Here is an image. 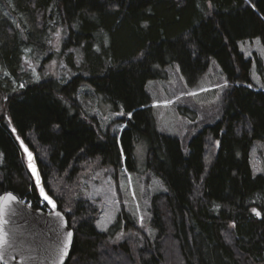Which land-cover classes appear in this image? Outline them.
<instances>
[{
	"label": "trees",
	"instance_id": "1",
	"mask_svg": "<svg viewBox=\"0 0 264 264\" xmlns=\"http://www.w3.org/2000/svg\"><path fill=\"white\" fill-rule=\"evenodd\" d=\"M59 28L76 74L65 84L31 81L25 50L45 53ZM257 39L264 47V0H0V196L49 207H41L21 139L75 231L67 264H264V175L250 161L255 141H264V88L252 77L255 61L264 62L240 49ZM79 48L81 66L69 53ZM213 58L228 79L222 118L192 135L186 154L182 140L158 132L147 86L163 77L157 66L174 63L197 83ZM83 85L123 105L120 136L84 111ZM138 139L148 141V169L167 192L154 199L155 241L136 249L129 239L110 243L83 202L67 212L53 175L73 183L83 163L119 170L123 158L133 171Z\"/></svg>",
	"mask_w": 264,
	"mask_h": 264
},
{
	"label": "rangeland",
	"instance_id": "2",
	"mask_svg": "<svg viewBox=\"0 0 264 264\" xmlns=\"http://www.w3.org/2000/svg\"><path fill=\"white\" fill-rule=\"evenodd\" d=\"M64 38V30L59 28L51 35L45 53L35 47L25 50L23 72L31 77V81L53 78L65 84L76 74L68 66L67 54L62 53ZM240 49L247 59L257 55L264 62L260 39L241 42ZM69 53L75 55L77 66H81L82 49H72ZM156 68L163 77L149 81L147 91L152 98L157 130L182 140L184 152L188 154L192 135L221 120L227 76L215 58L197 83H191L177 63L167 69ZM6 75L8 73L4 72L3 76ZM252 77L257 88H264V63L262 66L255 61ZM77 99L89 117L99 120L104 132L120 136L125 128L123 122L128 117L121 103L116 105L89 85L80 88ZM149 150L148 141L138 139L133 171L127 167L125 158L119 170L104 166L100 160L85 162L76 182L68 183L64 177L53 175V189L63 195L67 212H72L77 202H83L96 215V228L109 236L110 243L121 244L129 239L136 244L134 248H142L147 239H156L157 231L152 227L154 199L167 192L165 185L148 169ZM250 161L254 174L264 175V141H255Z\"/></svg>",
	"mask_w": 264,
	"mask_h": 264
},
{
	"label": "water",
	"instance_id": "3",
	"mask_svg": "<svg viewBox=\"0 0 264 264\" xmlns=\"http://www.w3.org/2000/svg\"><path fill=\"white\" fill-rule=\"evenodd\" d=\"M19 143L40 198L52 213L34 210L14 193L2 194L0 264H67L74 247L75 231L66 215L59 210L57 202L48 194L36 153L21 139ZM45 195L55 207L45 199ZM69 232L72 234L70 241Z\"/></svg>",
	"mask_w": 264,
	"mask_h": 264
},
{
	"label": "built area",
	"instance_id": "4",
	"mask_svg": "<svg viewBox=\"0 0 264 264\" xmlns=\"http://www.w3.org/2000/svg\"><path fill=\"white\" fill-rule=\"evenodd\" d=\"M27 203V202H26ZM31 208H32V203H27ZM45 202L44 201H42V203H41V207H45ZM46 212L48 213V214H50V213H52V209L50 208V207H46Z\"/></svg>",
	"mask_w": 264,
	"mask_h": 264
},
{
	"label": "snow or ice",
	"instance_id": "5",
	"mask_svg": "<svg viewBox=\"0 0 264 264\" xmlns=\"http://www.w3.org/2000/svg\"><path fill=\"white\" fill-rule=\"evenodd\" d=\"M12 199H14V198H12ZM45 199L46 200H48L49 201V203H52L53 204V206L55 207V204H54V202L47 196V195H45ZM71 232H69L68 233V239H69V241H70V239H71ZM66 254V253H65Z\"/></svg>",
	"mask_w": 264,
	"mask_h": 264
}]
</instances>
